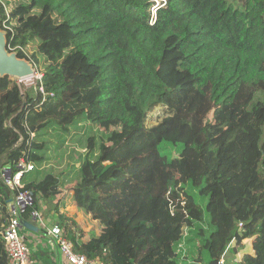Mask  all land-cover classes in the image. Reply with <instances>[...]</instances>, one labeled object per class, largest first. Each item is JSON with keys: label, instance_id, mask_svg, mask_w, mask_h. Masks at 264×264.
<instances>
[{"label": "trees", "instance_id": "16d2710c", "mask_svg": "<svg viewBox=\"0 0 264 264\" xmlns=\"http://www.w3.org/2000/svg\"><path fill=\"white\" fill-rule=\"evenodd\" d=\"M0 28L9 51L37 65L36 43L48 62L44 93L0 76V173L35 165L22 188L0 177V231L19 192L33 199L22 221L39 193L61 195L74 249L106 264H179L184 225L201 264L233 238L252 240L239 264H264V0H20L10 12L0 0ZM84 121L104 133L88 138L70 193L90 231L60 210L67 184L43 167L46 130Z\"/></svg>", "mask_w": 264, "mask_h": 264}, {"label": "built area", "instance_id": "2783aa9c", "mask_svg": "<svg viewBox=\"0 0 264 264\" xmlns=\"http://www.w3.org/2000/svg\"><path fill=\"white\" fill-rule=\"evenodd\" d=\"M4 28L8 29L9 27L4 23ZM12 50L15 51L14 49ZM32 76L37 79L35 86L38 87L39 85V90L44 93V88L41 84L43 79V72H34ZM34 167V163L28 162L22 158L18 164L19 169L15 174H11L7 177L8 169L5 168L4 170H2V177L11 189L22 188L24 186V184L22 183L24 172L32 170L34 169ZM32 203V196H30V193H28L27 191L19 192L16 198L9 201L8 203V209L10 213L9 222L7 223L6 227L2 231H0V237L4 242V249L8 256V264H36V261L31 255L30 248L25 238L20 233L22 229L20 212L23 208ZM32 215L39 219L42 226L45 227L44 230L46 234L58 244V248L61 254L67 259L69 264H106L100 258H89L86 254L77 252L74 249L73 243L67 238V231L64 226L60 225L59 223H55L51 227L46 226L43 220V215L39 210H34L32 212ZM200 224L203 223L201 222ZM238 227L239 229H242L243 223L240 222ZM194 229V225H184L183 227L182 239L175 247V256L178 259L179 264H200V262L196 261V254L191 253V243L188 241L189 238L192 237L191 231ZM194 238L196 240V244L198 245L199 239H197L196 236H194ZM232 251H234L235 257L239 255L235 260L237 262H240L244 256V254L242 253L243 248L239 246L236 239L233 238L222 256L219 258L218 264H227L228 260H231L229 254Z\"/></svg>", "mask_w": 264, "mask_h": 264}, {"label": "rangeland", "instance_id": "374dc122", "mask_svg": "<svg viewBox=\"0 0 264 264\" xmlns=\"http://www.w3.org/2000/svg\"><path fill=\"white\" fill-rule=\"evenodd\" d=\"M19 1L20 0H2V3L4 4V6H6L7 11L10 12L11 9H13L14 6H16L17 3H19ZM156 1L161 2L162 0H156ZM3 30L6 32L5 29ZM26 51H27V55L29 56L32 55L33 52L36 53L38 63L37 65H35V63H32L35 72L44 70L48 62H47L46 57L37 51L36 43L30 44ZM29 61L31 62V59ZM18 82L23 92H26V91L34 92L37 79L31 76L30 78L28 77ZM160 111L161 110H157L156 114H158ZM151 121H154V118L151 119ZM94 133L98 137L104 134L102 131L99 130L98 126H96L95 124H91L89 123V121H84L79 126L72 127L69 133H65L59 128H50L46 130L45 134L42 137L48 142V147H49L45 155L48 160L44 162V166H43L44 169L52 170L55 173H59L61 175L63 183L67 184V186H65V192H64L65 196H64L63 203L61 202V205L64 204L65 206L64 208L72 206V205L77 207L71 201L70 193L72 192V188L75 187L74 185L75 180H77L79 176V173L77 170L78 169L77 167L80 164L79 158L82 157L81 154L85 153V148H87L86 146L88 143V138L92 136ZM4 169L5 168H3L2 170ZM9 174L11 175V172ZM7 177H8V174H7ZM39 198L45 201V199L41 198V196H39ZM53 198L54 200L56 199L58 200L59 197L57 198L53 197ZM81 212L82 211L78 209L74 213L78 215L79 219L84 220L83 217L80 218L79 216V214H82ZM87 217L88 216H86V218ZM87 219L91 225L88 224L87 220L85 221L84 224H86L87 227H89V229L96 228L94 222L89 220V218ZM20 233L22 236L26 238L27 240L26 242L28 243L29 236H28L27 229L26 228L21 229ZM250 244H251V241L246 240L245 243L241 246L243 248V251H242L243 254L249 253V251H252L250 249ZM248 247H249V250H248ZM238 256L236 257L233 255L230 256L231 260H228L227 264H239V262L235 260ZM196 264H199V263H196Z\"/></svg>", "mask_w": 264, "mask_h": 264}, {"label": "crops", "instance_id": "0c3cea01", "mask_svg": "<svg viewBox=\"0 0 264 264\" xmlns=\"http://www.w3.org/2000/svg\"><path fill=\"white\" fill-rule=\"evenodd\" d=\"M39 196L43 198L42 194L40 193L38 194V197ZM57 197L60 198L61 195L56 196V198ZM44 199L45 201L39 198V204H40L39 211L43 215V220L46 226L51 227L55 223H59L56 218V213L54 211L55 206L58 203V200L57 199L54 200V198H44ZM63 200L64 198L62 199V203H63ZM64 207H65L64 205H61L60 210L65 212L67 215L74 216L76 220L84 228L86 226L85 228L86 231H90L89 227H87V225L84 224L86 220L88 222V219H87L88 217L86 218V215L84 213L81 212L83 215L79 214L80 218L82 217L84 218V220H82V219H79L78 215L74 213L76 210H78L77 207L73 205L66 207V208ZM29 222H31L33 225L39 226L40 230H43L39 232H34L26 227H23V228H26L28 231L29 241L27 244L30 248L33 259L36 261V264H69L67 259L61 254L58 248V244L46 234L44 230L45 227L42 226L39 219L33 216ZM88 224H90V222H88ZM249 241H251L250 249L253 251L252 240L249 239ZM248 250H249V247H248ZM234 251H232L229 255L234 256L235 255ZM252 251H249V252L252 253Z\"/></svg>", "mask_w": 264, "mask_h": 264}, {"label": "water", "instance_id": "95a60500", "mask_svg": "<svg viewBox=\"0 0 264 264\" xmlns=\"http://www.w3.org/2000/svg\"><path fill=\"white\" fill-rule=\"evenodd\" d=\"M34 72L33 64L27 58H21L17 55V52H10L7 49V32L0 28V76L8 75L20 81L31 77ZM7 169L8 176H10V168ZM0 177H2V173H0ZM30 196H32L31 193ZM21 226L34 232L40 231L39 226L33 225L29 221L23 220Z\"/></svg>", "mask_w": 264, "mask_h": 264}]
</instances>
